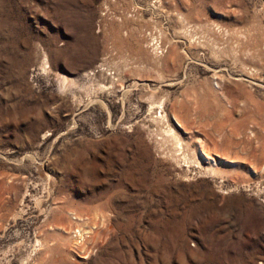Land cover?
<instances>
[{
  "label": "rangeland",
  "instance_id": "rangeland-1",
  "mask_svg": "<svg viewBox=\"0 0 264 264\" xmlns=\"http://www.w3.org/2000/svg\"><path fill=\"white\" fill-rule=\"evenodd\" d=\"M0 264H264V0H0Z\"/></svg>",
  "mask_w": 264,
  "mask_h": 264
},
{
  "label": "bare ground",
  "instance_id": "bare-ground-1",
  "mask_svg": "<svg viewBox=\"0 0 264 264\" xmlns=\"http://www.w3.org/2000/svg\"><path fill=\"white\" fill-rule=\"evenodd\" d=\"M204 148V147H203ZM202 153V155L204 154V157L206 158V159H208L209 161H214V159L211 157V155L210 154H206L204 151H201Z\"/></svg>",
  "mask_w": 264,
  "mask_h": 264
}]
</instances>
